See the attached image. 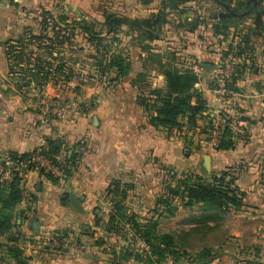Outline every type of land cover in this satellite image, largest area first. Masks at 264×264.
Wrapping results in <instances>:
<instances>
[{"label": "crops", "instance_id": "obj_1", "mask_svg": "<svg viewBox=\"0 0 264 264\" xmlns=\"http://www.w3.org/2000/svg\"><path fill=\"white\" fill-rule=\"evenodd\" d=\"M66 1L71 5L57 7L51 5L53 0H0V80L8 72L4 52L6 39L22 36L24 30L35 31L36 24L30 18L35 14L30 11L82 9L91 15L87 9H97L92 1ZM120 1L128 9L122 14L128 17H148L158 11L156 2L147 5L141 0ZM22 15H27L26 22ZM96 20L101 22L103 19L96 17ZM97 23L94 22V26ZM138 35L139 31H130L121 39L120 46L131 63V70L124 77L110 81L106 76L98 78L96 69L88 70V75L85 69L75 68L70 80H59L63 77L59 75L56 82H47L38 91L41 100L58 103L77 100L83 108L78 117L50 119L44 125L40 103L34 102L32 86L15 90L0 83V151L28 152L51 139L59 142L68 155H78L74 172L61 185L37 170L23 176L20 183L23 197L12 210L13 225L0 235V264H118L127 259L124 258L125 250L130 253L131 250L124 242L102 238L101 229L111 224L109 215L119 219L112 209V201L120 197H113L114 192L107 197L105 193L116 184L120 191H125L120 203L125 213L135 215L140 223L151 218L156 220V232L169 234L174 249L188 255L190 261L235 264L241 256H252L262 259L261 264H264L263 45L254 56V66L249 71L244 68L236 78L238 101L229 102L228 99L220 105V111L229 119L233 148L214 150L202 132L203 120H198L196 126L184 124L180 130L156 128L148 122L155 112L145 108L141 96H147L151 86L162 87L164 78L152 67L145 74L142 72L147 54L139 48ZM257 37L260 40L261 34ZM172 40L164 41L161 36L154 40L158 47L156 51L163 55L164 48L169 49L173 44ZM78 42L79 46L83 45L81 39ZM176 50L179 51L176 54L183 55L182 51L193 49L185 46ZM71 59L79 63L84 57ZM214 61L205 60L215 65L212 70L216 72L220 66ZM248 61L245 58L243 64ZM189 62V58L182 60L181 66H187ZM248 63L250 66V61ZM140 73L143 80L137 82ZM211 77L205 71L196 83L206 104L218 97L214 94L215 87L221 86L218 81L210 84ZM208 113L213 115L212 111ZM180 120L184 121V118ZM205 154L210 157L209 169L204 165ZM200 168L206 173L232 168L237 175L238 189L243 193L242 205L235 210H222L202 202L183 206L179 198H173L169 203L175 209L166 213L158 198L167 195L168 172L180 177L190 172L200 174ZM170 183L172 187L175 184L172 180ZM68 191L76 195L82 212L76 211L61 197ZM104 204L108 205L109 211L101 209ZM199 224L200 231L195 230ZM46 237L66 238L70 244L56 251ZM153 256L150 253L138 255V264H154L156 257Z\"/></svg>", "mask_w": 264, "mask_h": 264}, {"label": "trees", "instance_id": "obj_2", "mask_svg": "<svg viewBox=\"0 0 264 264\" xmlns=\"http://www.w3.org/2000/svg\"><path fill=\"white\" fill-rule=\"evenodd\" d=\"M10 1L12 2V0ZM175 3L176 1L174 2V5ZM40 13L42 14V19L40 20L41 31L46 30L48 26L51 25L50 35L48 33L35 35L31 32H26L27 36H25L24 33L17 39H13L16 43H11L10 45L9 41L5 42L6 57L8 60L12 58L10 65H12V61L14 62L17 58L22 57V54L26 49L24 46L28 48V51L26 52L33 59L32 66H29V60L27 66H25L20 72V74L23 75L18 76L20 79H27V81L25 80L21 85H27L31 80L36 84L43 86L48 81L59 77L61 73H63L62 80L68 81L71 78V72L70 74H64L65 69H63L61 65L56 66L53 71V69H51V63L41 59L32 47H36V49L43 48L49 52L51 49L54 50L58 48L71 50L72 47H78L80 50H87V62L88 64L95 66L99 77L105 76L113 69L114 76L110 78V81H112L127 75L131 68L129 58L125 53L122 51L109 53L108 51V48H110V40L115 41L117 39L116 35L122 26H126L129 30L134 32L139 31V35L136 38L140 42L139 48L143 51L146 50L151 52L149 42L159 38V35H154L153 29L157 28L160 21L161 14L159 13L151 15L149 18L131 19L114 12H107L103 15V21L97 23L96 26H94L95 24L92 21L87 22L82 19L77 20L63 15L59 17V20L61 21H58L57 19L55 21L51 18V20L48 21L49 19L45 16L48 14V11L42 9ZM218 20L225 23L228 19L219 18ZM59 24H62V26ZM95 27H97V29ZM259 32L264 40V23L260 26ZM248 36L250 35L247 34V37ZM25 38L26 41L24 42ZM78 39L82 40L83 45L79 46ZM247 42H249L248 39L244 38L237 44V55L243 53V48L247 46ZM31 45L32 47H30ZM14 50L17 51L11 54L10 52ZM261 53L264 55V46ZM253 59L254 57L250 59V68L254 66ZM176 62L182 63L178 61V57H170L167 64L162 63L160 65V70L164 77V85L162 87L150 88L147 90V96H141V102L145 105V108L147 110L152 109L155 112L149 116L148 122L156 128H164L167 130L175 128L180 130L184 124L196 126L198 120L202 119L204 121L202 132L207 135V130L211 128L212 117L209 113L206 115L203 114L207 109L206 101L203 98L201 91L194 87L195 83L198 82L199 77L194 71H192V69H189L188 66L178 68ZM243 69L244 67H241L240 70H235L234 74L237 73V75L232 77V79L236 80L237 76H239ZM20 87L21 86L19 85L18 88L20 89ZM80 107L83 111L81 104ZM181 117L184 118V121L180 120ZM221 118L223 121L218 129V138L216 145L213 147L214 150H228L233 148L234 144L229 119L226 118L223 113ZM206 138L208 140V137ZM61 150L66 151L59 142L47 139L44 144L28 152H6L11 159L16 162L29 159L34 153H41L51 162L57 163L55 157ZM77 157V153L68 155L66 151L65 159L74 170L76 168ZM31 167L32 166L30 165V168ZM37 171L47 176L52 182L57 183L56 178L50 173L44 171L43 168L40 167ZM65 172L68 177L73 173L70 172L69 169H65ZM174 175L175 174H170V172H168L169 182L165 185L167 195L165 197H162L163 195H161L158 198V201H161L164 204L165 211L168 214L172 213L175 209V206L170 205L169 203V200L173 198H179L183 206H191L194 203L202 202L212 208L222 210H225L228 207H232V209L235 210L242 205L243 193L238 189L236 184L237 175L233 173L232 168L217 172L212 171L206 176L190 172L177 177L175 184L172 187L170 181L173 180ZM22 178L23 176L13 173L10 180L0 181V235L6 233L13 225L11 222L12 210L15 204L23 197L20 185ZM261 182L264 185V176L262 177ZM118 186L119 185L116 184L113 189L105 192L107 197L111 192H114L112 195L113 197H120H116L117 199H113L112 201V209L116 211L119 219H115L114 215H109V222H111V224L106 227V229H117L120 227V222L128 221L150 245L151 254L156 256L157 260L164 259L170 254H178L173 247L171 236L167 233L156 232V226L158 223L156 220H152L151 218L144 223H140L135 215L125 213L122 205H120L121 199L125 196V191H120ZM114 221L116 222L113 223ZM124 254V258H128L131 255L127 250H125ZM136 258L138 257L136 256Z\"/></svg>", "mask_w": 264, "mask_h": 264}, {"label": "rangeland", "instance_id": "obj_3", "mask_svg": "<svg viewBox=\"0 0 264 264\" xmlns=\"http://www.w3.org/2000/svg\"><path fill=\"white\" fill-rule=\"evenodd\" d=\"M88 1H92L93 5H97V9H87L88 10L87 12L88 13L90 12L91 15L86 14L85 11L82 9H45L46 11H48V14L45 16L47 19H49L48 21H50L51 19L55 21L56 19L58 21H61L59 20V17L63 15V16H68L73 19H77V20L82 19L87 22L97 21L98 23L100 20H96V17L97 19H103V15L107 12H114L118 15L125 16L124 14H122V12H125V10L127 9V6L124 7L123 3L120 0H88ZM141 1L142 3L147 4V5L151 2L153 3L156 2L155 6L158 9L157 14L158 13L161 14L162 9L164 8V6H166L165 18L160 25V31L158 32V35H160L164 41L173 39L171 41L173 44L169 45L170 48L169 49L164 48L163 55H161L159 52L156 51L158 50V47L153 41L149 42L151 46V52L145 50L147 57L144 59L145 60L143 64L144 70L142 72H144L145 74V71L148 70L149 67H152V68H155L156 72L161 74L160 65L162 63L167 64L170 60V57H178L179 62H182V60L184 61L186 58H189L190 62L187 65L188 68L192 69V71H194L198 75L199 79L201 80L200 75L203 74V72L205 71L201 68L200 62H205V60H208V61L215 60L219 64L218 66H220L219 67L220 69L223 67L222 70L223 69L226 70V74H228V76L223 78L222 72L220 70H217L216 72H213V70H210L208 71L209 75L212 76L211 78H209L211 81L210 84L212 83V81H218V83L220 84L224 83V86L227 89V91H222L221 87L216 86L215 89L219 91L217 92L215 90L214 94H216V96L218 97L214 99V101L212 100L208 102V104H206L207 109L205 110L203 114L206 115L208 114V111H212L213 114H216L217 112L220 114V116H222V112L220 111V105L222 103H226L224 101L228 99H229V102H232V101L234 102V100L238 101L237 95L235 94V92L238 90L237 87L235 86L236 80L232 79V77H234L233 76L234 71L237 69L240 70L241 67H244L245 71H249L250 67H249L248 62L258 52V50L260 49L259 48L260 45L262 44L264 46V40H263L262 35L259 40V39H256L258 38L256 35H252L250 32L251 27L253 26L251 17H243L240 20L230 18L227 21H225V23L220 22L218 20L219 18L215 19L212 17L214 13H217L218 11L221 10V7L219 6V4L215 2L214 0H175L176 3L173 6H170V0H141ZM69 2H67L66 0H56V1L53 0V2H51V5H55L57 7L65 6V5L70 6L71 3ZM44 4L47 5V3H44ZM41 10L42 9L35 10V12L30 11L33 14H35L34 17L30 16V18L36 24V28H34L35 30L34 32L32 31H29V32L35 35L43 34V33H48L50 35L51 25H49L46 30L41 31V24H40V20L42 19V14L40 13ZM19 11L22 12L21 9H19ZM93 13H95L96 16H94ZM151 15H154V13L150 14L148 18ZM26 16L22 15L21 17L22 20L25 22L27 21ZM129 18L143 19L147 17L134 16V17H129ZM31 19L28 20L29 23H32L30 21ZM192 19H195V20H192ZM186 20L189 22H187ZM59 25L62 26V24H59ZM122 27L120 29L121 32L119 31L116 35L117 39L115 41L110 40V48H108L109 53H117L118 51H122L123 53L126 54V52L123 50V46H120V42L122 38L129 35V32L131 30H129L126 26H125L126 27L125 30H123ZM95 28L97 29V27ZM153 29L155 32L156 29L155 28ZM26 32L28 31L24 30L25 36H27ZM247 34L250 36L247 37ZM18 37H19L18 35H15L14 38H8L6 39V41H9V44L11 45V43H16L13 39H17ZM244 38L248 39L249 42H247V46L243 48L244 49L243 53L241 55H237L236 46ZM25 41H26V38L24 39V42ZM185 46H192L193 50L182 51L183 55L176 54L179 52L176 50L178 47L182 48ZM24 47L26 49L24 50L22 57L21 58L19 57L16 59L19 61L14 60V62L12 61V65H10L12 58L10 60H8L7 58V68L6 69L8 72L4 73L3 80H0V83H3L5 87H8V86L13 87L15 90L16 89L18 90L26 89V87L30 85L35 91L34 92L35 93L34 102L40 103L41 98L37 94H38V91L41 90L42 86L36 84L35 82L31 80L29 81L27 85H21L25 80L27 81V79L18 78L19 75H23V74H20V72L21 70H23L25 66H27V62L30 60L29 66H32V61H33L30 55L26 52L28 51V48L26 46ZM30 47H32V45ZM32 49L35 51V53L39 55L41 59L45 61H49L51 63V69H53V71L56 66L61 65L62 68L65 69L64 74L66 73L70 74L71 72V76H73L75 68H80V69L83 68L85 69L86 72L92 68L95 69V66H92L91 64H88L87 62L86 56H87L88 51L87 50L80 51V48L78 47L76 48L72 47L71 50H67L65 48L63 49L58 48L54 50L51 49L50 52L43 48L36 49V47H32ZM5 50H6V45H4V52ZM15 51L17 50L11 51L10 53L13 54ZM60 51L62 52L64 51L63 54L60 55L59 54ZM53 52L55 53V55H51ZM76 55H79V56H76ZM81 56H83L84 59L80 60L79 63H76L78 60L71 59L75 57L78 59ZM245 58H248L249 61L245 62V65H244L243 60ZM225 59H230V61L227 62V65H229V68L224 67ZM68 60H70V62ZM176 65L178 68H183L181 66V63L176 62ZM87 73L88 75L90 74V72H87ZM62 74L63 73H61L60 75ZM112 74H114L113 69L111 70V72L107 73L105 76L107 79L109 78L110 80L111 77L109 76H112ZM138 75L139 76L136 77V81L142 82L143 80L141 78L142 74L140 73ZM98 78H101V77L98 76ZM57 79H59V77L54 78L50 81L56 82ZM59 80H62V79H59ZM196 83L194 87L200 91V89L196 86ZM19 85L21 86L20 89L18 88ZM150 88H152V86ZM150 88H148L147 90H149ZM69 100H73V99H68L66 101H69ZM200 174L205 175V176L209 175V173H206L203 168L201 169ZM176 178H177V174L174 175V178L172 181L175 182ZM199 226L201 225L199 224L198 227L195 228V230L197 229L200 231L201 228H199ZM195 235L197 236L198 234H195ZM176 252L178 254L169 255L175 264H199L194 259L190 261L189 256L186 255L185 253H179L178 250H176ZM245 257L254 258L252 256H245Z\"/></svg>", "mask_w": 264, "mask_h": 264}, {"label": "built area", "instance_id": "obj_4", "mask_svg": "<svg viewBox=\"0 0 264 264\" xmlns=\"http://www.w3.org/2000/svg\"><path fill=\"white\" fill-rule=\"evenodd\" d=\"M230 59L224 60V67L229 68L227 62ZM223 68V67H222ZM222 77L225 78L228 76L226 70H222ZM221 90L227 91L224 86V83L221 84ZM219 91V90H218ZM232 94V93H231ZM40 112L44 125H47L50 119H67L71 117H78L82 114V109L77 100H69L64 102H53L50 100L42 99L39 104ZM211 118V128L208 130L206 137H208V143L213 148L217 143L218 138V129L221 124L222 118L219 113L210 115ZM66 151L61 150L55 157L56 162H51L48 158L43 156L41 153H34L30 156L29 159L24 161H14L8 155L7 152L0 151V181H8L11 179L13 173H17L21 176H25L28 171L37 170L38 168H43L44 171L50 173L53 177L56 178L58 184H63L68 176L66 175L65 169H69L70 172H74L72 166L65 159ZM30 165L32 166L30 168ZM232 209L231 207H228ZM103 211H109L107 204L101 206ZM102 230V238L104 240L113 239L116 242L122 241L125 245L129 247L132 254L127 259L120 261L118 264H138V259L136 256H142L146 253H150V245L146 242L143 236L140 235L136 229H134L130 222L123 221L119 228L109 229L106 228ZM45 240L50 242L53 249L60 251L66 248L70 243L69 239H55L51 237H46ZM264 256V254H263ZM154 257V256H153ZM262 259H253L245 256L237 258L235 264H261ZM154 264H175L172 258L168 255L164 259L154 260Z\"/></svg>", "mask_w": 264, "mask_h": 264}, {"label": "flooded vegetation", "instance_id": "obj_5", "mask_svg": "<svg viewBox=\"0 0 264 264\" xmlns=\"http://www.w3.org/2000/svg\"><path fill=\"white\" fill-rule=\"evenodd\" d=\"M215 2L221 7L217 13H224L219 18L240 20L243 17H251L253 26L250 32L256 36L260 34L259 28L264 21L262 20L258 26L254 23L257 21L256 15L261 14V19L264 17V0H215ZM225 6H228V9Z\"/></svg>", "mask_w": 264, "mask_h": 264}, {"label": "water", "instance_id": "obj_6", "mask_svg": "<svg viewBox=\"0 0 264 264\" xmlns=\"http://www.w3.org/2000/svg\"><path fill=\"white\" fill-rule=\"evenodd\" d=\"M174 2L175 0H171V3H170V6H173L174 5ZM166 6H164V8L162 9V13H161V18H160V21L158 23V26L156 28V31L154 32V35L157 36L158 35V32L160 31V25L162 23V21L164 20L165 18V11H166ZM226 9H228V6H225ZM224 13L223 12H219V13H214L213 14V18H219L223 15ZM264 15V14H263ZM256 18H257V21L254 23L256 26L259 25L260 22H262V19H261V14H258L256 15ZM200 66L205 70V71H210L212 69L215 68V65L213 63H209V62H202L200 63ZM203 159H204V165L207 169H209V155L208 154H205L203 156ZM62 198L64 199H67V202L68 204L74 208L76 211H79V212H82L83 211V208L78 200V198L76 197V195L73 193V191H68L67 193L65 194H62L61 195ZM35 225V220L32 221V226L34 227Z\"/></svg>", "mask_w": 264, "mask_h": 264}]
</instances>
